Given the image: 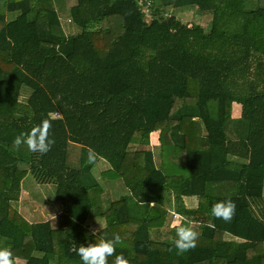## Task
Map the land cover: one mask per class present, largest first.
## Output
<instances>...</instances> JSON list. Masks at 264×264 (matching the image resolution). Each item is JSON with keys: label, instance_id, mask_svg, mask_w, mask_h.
<instances>
[{"label": "trees", "instance_id": "obj_1", "mask_svg": "<svg viewBox=\"0 0 264 264\" xmlns=\"http://www.w3.org/2000/svg\"><path fill=\"white\" fill-rule=\"evenodd\" d=\"M2 1L0 247L14 264H81L79 246L115 235L128 264H264V0H75V32L56 0ZM45 118L51 150L17 149ZM89 148L110 165L99 178ZM27 173L55 184L56 226L19 213ZM229 198L225 223L211 207ZM166 208L199 232L194 249L149 238Z\"/></svg>", "mask_w": 264, "mask_h": 264}, {"label": "clouds", "instance_id": "obj_2", "mask_svg": "<svg viewBox=\"0 0 264 264\" xmlns=\"http://www.w3.org/2000/svg\"><path fill=\"white\" fill-rule=\"evenodd\" d=\"M52 121L48 118L43 119L38 125L33 126L27 132L19 133L13 140L14 146L19 149L21 145L27 147V150L41 155L46 154L55 144V139L50 136ZM97 153L89 148L87 152L88 164H95ZM135 200V195L128 193ZM236 204L230 198L218 201L211 207V215L225 223H231L236 215ZM102 228V225H100ZM175 230V238L172 240V247L169 251L175 250L177 255H182L197 246L199 232L194 227L185 223L182 217H178L172 225ZM121 244L119 235L112 239H101L98 243L94 242L87 246H79L76 249L81 264H108L109 257L115 256V264H128V261L122 254L116 255V247ZM0 264H14L13 253L8 247H0Z\"/></svg>", "mask_w": 264, "mask_h": 264}, {"label": "rangeland", "instance_id": "obj_3", "mask_svg": "<svg viewBox=\"0 0 264 264\" xmlns=\"http://www.w3.org/2000/svg\"><path fill=\"white\" fill-rule=\"evenodd\" d=\"M57 3L55 4L56 8L59 11V15L61 16V22L62 26L66 30L68 28L71 29V31L75 32V28L73 26H69L68 23L66 24L64 22L68 10V6L75 3V0H56ZM4 1L0 0V11L2 12L5 10ZM186 17V16H185ZM188 17H186L187 19ZM98 27L97 25L90 27V29H95ZM193 88V87H192ZM194 89V88H193ZM236 108V107H235ZM233 115L236 116L238 114V108L235 109ZM150 141L154 145L156 142V135L154 134V137L150 134ZM22 189H21V197L19 198L21 201L18 205V211L24 217L27 219V217L31 218H45L47 214L54 213L58 211L59 206L55 201V184L53 183H40L35 180L33 175L31 173H27L24 178L22 179ZM203 198H194V202L191 206L196 207L197 203L201 201ZM16 205V204H15ZM179 217V216H177ZM177 218H172L170 220V225L168 230L171 229V231L175 230L173 229L172 225L175 223ZM173 236V235H171Z\"/></svg>", "mask_w": 264, "mask_h": 264}, {"label": "crops", "instance_id": "obj_4", "mask_svg": "<svg viewBox=\"0 0 264 264\" xmlns=\"http://www.w3.org/2000/svg\"><path fill=\"white\" fill-rule=\"evenodd\" d=\"M154 133L156 135V142L154 143V145H155V144L158 143V132H154ZM151 144H152V142H151ZM109 169H110V165H109V163L107 161H105L102 158H98L97 159V161L95 163V170H96L95 175L98 178L100 177L101 173L104 174V173L108 172ZM22 183H23V181L21 180L20 188H19L18 200L16 202L17 208H18V205L20 204L19 202L21 201L19 198L21 197ZM109 183H111L112 187H114L115 184H118V183H115L112 180L110 182H107L106 185L103 186V187H106L107 184H109ZM108 197H109V195H108ZM114 197H116L115 193H111L109 198L111 200H113ZM194 198L195 197L187 198L185 200L186 204L191 206L192 203L194 202ZM198 198L205 199L204 197H198ZM197 205H198V203H197ZM191 207H194V206H191ZM166 210L168 211L169 215L166 216L164 223L161 226H159V227H153V228L149 229V233L148 234H149V238L152 241L162 242V243H171L172 240L175 238V232L171 231V229L168 230L169 225H170V220L172 218H178L177 216L181 217V215L177 211H175L174 209L166 208ZM60 212H61V210L58 209V211H56L54 213L47 214L46 217L43 218V219L40 218V217L39 218H31V217L28 216L26 220L28 222H30V223H32V222L33 223H37V222L50 221L53 224V226H56L57 225V219L59 217ZM82 223L86 224L88 226V228L90 229V231H92L93 233H98L99 231H101L105 227V219L104 218H102V217H92L87 211H86V213L83 216ZM100 225H102V228L100 227ZM171 235H173V236H171ZM55 263L57 264V259L55 260Z\"/></svg>", "mask_w": 264, "mask_h": 264}]
</instances>
